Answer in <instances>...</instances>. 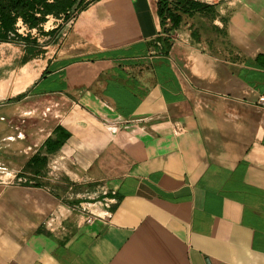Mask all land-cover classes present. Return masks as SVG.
I'll return each instance as SVG.
<instances>
[{
  "label": "crops",
  "instance_id": "1",
  "mask_svg": "<svg viewBox=\"0 0 264 264\" xmlns=\"http://www.w3.org/2000/svg\"><path fill=\"white\" fill-rule=\"evenodd\" d=\"M194 1L168 48L157 0L0 43V264H264V0Z\"/></svg>",
  "mask_w": 264,
  "mask_h": 264
},
{
  "label": "trees",
  "instance_id": "2",
  "mask_svg": "<svg viewBox=\"0 0 264 264\" xmlns=\"http://www.w3.org/2000/svg\"><path fill=\"white\" fill-rule=\"evenodd\" d=\"M85 0H0V43L22 42V38L17 33L16 24L20 22L28 31L37 30L40 35H47L42 32V26L46 23L48 17L60 20L66 24L72 15L83 10L86 4ZM194 15L203 16L207 19H213L215 12L212 6L198 3L194 0H157V16L166 38L163 40L165 47L170 45L169 33L178 29L182 17H192ZM169 24H166V21ZM167 25V26H166ZM166 26V27H165ZM61 28L57 25L51 30V36ZM29 50V49H28ZM32 53V51L29 50ZM62 137L67 138L68 134L62 133ZM62 141L44 142L41 151L52 153L57 150ZM46 159L39 153L34 155L26 164L23 173H32L40 176L44 169ZM28 180L25 184H28ZM33 186H41L35 183Z\"/></svg>",
  "mask_w": 264,
  "mask_h": 264
},
{
  "label": "rangeland",
  "instance_id": "3",
  "mask_svg": "<svg viewBox=\"0 0 264 264\" xmlns=\"http://www.w3.org/2000/svg\"><path fill=\"white\" fill-rule=\"evenodd\" d=\"M57 24L59 25L61 23H58V22L57 23L56 22H50L48 24H44L42 26V28L46 29L49 32L50 30L55 29ZM18 30L20 31L19 34L21 36L23 35L22 38L28 36L27 38L22 39V43H23V45L25 44L30 51H41L40 48L49 40V39H43V38H41L42 35H40L36 31H28L26 29V27L23 26V25H20L18 27ZM21 179L23 180V178H21ZM26 179L28 181H30L28 184H30L31 186L34 185V183L32 182V179L31 178L26 177ZM24 183L25 182H23V181H20L19 182V184H24Z\"/></svg>",
  "mask_w": 264,
  "mask_h": 264
},
{
  "label": "built area",
  "instance_id": "4",
  "mask_svg": "<svg viewBox=\"0 0 264 264\" xmlns=\"http://www.w3.org/2000/svg\"><path fill=\"white\" fill-rule=\"evenodd\" d=\"M74 18V15L71 16L70 18V21H72ZM166 24L168 25L169 24V21L167 20L166 21ZM257 105L261 108H264V95L258 97V100H257Z\"/></svg>",
  "mask_w": 264,
  "mask_h": 264
}]
</instances>
